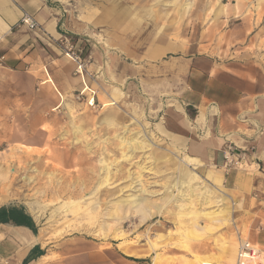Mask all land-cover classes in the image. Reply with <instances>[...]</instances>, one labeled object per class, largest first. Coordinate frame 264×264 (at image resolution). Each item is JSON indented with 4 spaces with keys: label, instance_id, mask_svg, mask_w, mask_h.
I'll return each mask as SVG.
<instances>
[{
    "label": "rangeland",
    "instance_id": "1",
    "mask_svg": "<svg viewBox=\"0 0 264 264\" xmlns=\"http://www.w3.org/2000/svg\"><path fill=\"white\" fill-rule=\"evenodd\" d=\"M117 1L142 23L144 43L135 58L121 43L120 14L109 11L103 23L93 24ZM46 3L59 19L57 29L61 35L55 42L62 56L67 51L78 56L96 80L91 88L97 91L100 84L103 92L99 90L91 99L89 94L76 90L61 103L45 105L34 115H30V102L23 99L24 94L13 92L8 115L0 116V195H6L3 201L23 205L36 219L37 233L43 231V247L49 253L42 259L43 264L59 259V254L49 252L48 244L69 240H87L97 248L115 249L130 264H241L240 247L248 241L260 251L255 264H264V188L259 199L243 198L226 188L222 196L205 166L191 160L170 136L180 135L165 124L170 116L167 110L175 103L170 100L176 95L171 84L156 85L150 80L148 85L145 78L140 80L143 89L138 90L129 71L133 63L146 71L165 54L168 59L178 53H207L220 60H247L264 75V0ZM24 14L35 22L31 14ZM121 16L128 19L124 13ZM75 19L89 22L96 36L71 31L69 24ZM20 23L24 24L22 18ZM162 39L172 46L153 54L152 47ZM180 42L181 46L176 47ZM91 51L96 60L89 57ZM66 58L72 74L77 75L74 62ZM99 62L107 70L105 80L95 76L100 71ZM39 88L37 84L33 93ZM157 98L169 100L156 103ZM197 114L194 112L189 119L191 134L199 139L211 138L212 122H207L205 116L193 124ZM252 128L256 126L249 122L244 128L239 126L237 133L241 137L260 134L259 129ZM126 141L139 148L126 149ZM225 151L236 155L228 163L230 167L258 173L256 165L250 168L244 162L247 149L231 143L223 154ZM11 167L18 168V177L31 176L28 186L20 178L11 182ZM221 169H228L225 162ZM131 197L137 198L139 205L118 202ZM208 212L213 214L204 215ZM124 244H133L131 248L144 256H129L122 250ZM246 264L252 263L248 260Z\"/></svg>",
    "mask_w": 264,
    "mask_h": 264
},
{
    "label": "crops",
    "instance_id": "2",
    "mask_svg": "<svg viewBox=\"0 0 264 264\" xmlns=\"http://www.w3.org/2000/svg\"><path fill=\"white\" fill-rule=\"evenodd\" d=\"M52 9L46 0H0V116L8 115L6 111L12 101L13 92L24 94L23 99L30 102L27 106L30 115H34V112L38 114L45 105L51 107L61 103L64 97L73 95V91L76 90L89 94L91 99H95L96 92H103L100 84L97 91L91 88L92 81H96L91 74L87 72L72 74L71 64L67 63L68 56H62L55 42L61 33L57 29L59 19L54 17ZM110 10L112 6L100 14L93 24L103 23ZM24 12L34 17L36 23L34 22L33 26L20 23ZM131 14L135 15L133 12ZM119 17L123 23L119 29L121 43L131 49L126 52L130 51L132 58H135L144 43L140 34L143 29L142 23L137 19L128 20L121 14ZM69 27L76 34H84L91 38L96 36L89 27V22L83 19L71 20ZM168 45L165 40H160V43L152 47L153 54L163 53L172 46L171 43ZM175 46H181V42ZM89 57L96 60V55L92 51L89 52ZM99 60L102 61L101 58ZM122 60L127 62L124 58ZM70 61L73 63L71 59ZM99 63L100 71L95 76L98 80H105L107 70L102 62ZM129 71L132 84L137 86L138 90L143 89L140 80L145 78L148 79V85L150 80L155 81L156 85L171 84L172 93L174 91L176 95L170 100H174L175 103L174 108L167 110L170 116L165 124L172 132L180 135L170 136L176 139L191 160L201 167L205 166L203 168L207 169L210 180L217 186L222 196H225L226 188L227 191L233 190L243 198L259 199L260 191L264 188L263 73H259L247 60L237 58L220 60L207 53L202 55L178 53L170 55L168 59L165 54L146 71L134 63ZM114 74L118 76L119 72ZM19 80H22V83ZM65 80L71 86L70 89L65 85L67 83ZM37 84L40 86L38 93H33ZM148 88H144L145 91H148ZM155 100L156 103L165 104L169 98ZM130 109L134 111L135 108ZM194 112L198 114L193 124L205 116L207 122H212L214 135L211 138L199 139L191 134L189 119ZM249 122L256 126L255 129L252 128L254 131L260 130V134L239 136L237 128L239 126L244 128ZM165 133L168 134L167 128ZM231 143L240 149L248 150L244 152V162L250 168L251 165H256L258 173L235 166L222 171L221 165L225 162L223 150ZM10 208L22 211L30 219L35 231L25 224H15L11 220L0 222V264H43L42 259L48 257L49 253H45L47 250L43 247L45 241L36 239L40 234L37 233L36 219L21 204L9 202L8 199L0 202V209L7 211ZM85 241L69 240L48 244L51 249L49 252L53 250L55 254H59V259H53L48 264H130L129 260L121 257L115 249L97 248ZM253 244L259 246L258 243ZM130 245L133 244L122 246L126 254L136 258L144 256Z\"/></svg>",
    "mask_w": 264,
    "mask_h": 264
},
{
    "label": "bare ground",
    "instance_id": "3",
    "mask_svg": "<svg viewBox=\"0 0 264 264\" xmlns=\"http://www.w3.org/2000/svg\"><path fill=\"white\" fill-rule=\"evenodd\" d=\"M124 6V5H123ZM121 4H119V3H114L113 4V7H112V10H110L112 13H114V12H117V15H119V14H122V13H124V14H126V16H127V18H128V20L129 19H131L130 17H132V19H135V18H133V16H132V14H129V13H126V9L123 7ZM78 25V24H77ZM65 55H67L73 62H74V65H75V67H74V71L76 72V74H80V73H82V72H87V70L86 69H84V67H83V65H81V64H79L78 62L77 63H75L76 61V58H75V56L74 55H72V53H69V52H66L65 53ZM80 96V94H78V97ZM75 97H77V95L75 96ZM121 142H125V140H123V139H121ZM135 143H141L140 141L139 142H136V141H134ZM126 143L128 144V145H126L125 146V148L126 149H129L130 151H134L135 149H137V147L139 148V146H135V145H133V143H131V141H126ZM19 158H21V157H19ZM181 161H183V159H180ZM104 165H103V170L104 171H107L108 170V167L105 165V163H103ZM237 164V163H236ZM12 168V167H11ZM10 168V171L8 172V177H9V179H11V182L12 183H15L16 182V180H19V178H20V180H22L23 181V184L25 185V187L26 186H28V183H29V181H30V179H31V176H29L28 174H24L25 176H22V177H18L17 176V174H18V168H12L11 169ZM25 171H26V167H22ZM225 168H228V166L226 165V162H225ZM12 170H13V172H12ZM20 173V172H19ZM26 173V172H25ZM106 177V176H105ZM105 183V179L104 180H102L101 181V183L99 184V186H101V185H103ZM180 184L182 185V184H184L182 181H180ZM179 184V185H180ZM177 186L178 188L180 187V186ZM81 191V190H80ZM75 194H76V192H75ZM5 197H6V195L5 194H2V196H0V202H2L4 199H5ZM137 198H135V197H131V198H126V199H120V200H118V202L121 204H125L126 202H128L129 204H131L132 206H134V207H136L137 205H139V203L137 202ZM145 201L147 202V203H150V202H148L147 201V199H145ZM143 202V201H142ZM29 208V207H28ZM90 208V207H89ZM118 208H119V206H118ZM117 209V208H116ZM115 209V210H116ZM32 211V210H31ZM158 211H160V208H158ZM118 212V211H117ZM177 213V212H176ZM181 213V212H180ZM213 213H211V212H208V213H204V215H207V216H210V215H212ZM195 215H198V213H196ZM120 237H121V235H120ZM36 239L37 240H39V241H43L44 239H43V231H41V233L38 235V236H36ZM36 241V240H35ZM256 247H254V249H255ZM257 250V251H256ZM259 252V253H258ZM240 256H242V258H241V260H242V262H241V264H246V262H248V260H250L251 261V263L252 264H255V263H257V262H255L256 260H257V257H259L260 256V251L256 248L255 249V251H254V253H252V254H248V253H246V252H244V253H242Z\"/></svg>",
    "mask_w": 264,
    "mask_h": 264
},
{
    "label": "trees",
    "instance_id": "4",
    "mask_svg": "<svg viewBox=\"0 0 264 264\" xmlns=\"http://www.w3.org/2000/svg\"><path fill=\"white\" fill-rule=\"evenodd\" d=\"M8 220H11L15 224H25L26 226L30 227L33 231H35L30 219L27 218V216L23 214V212L20 210H17L15 208H10L7 211L6 209H0V222H6ZM26 261L27 259L24 260V263H26Z\"/></svg>",
    "mask_w": 264,
    "mask_h": 264
},
{
    "label": "built area",
    "instance_id": "5",
    "mask_svg": "<svg viewBox=\"0 0 264 264\" xmlns=\"http://www.w3.org/2000/svg\"><path fill=\"white\" fill-rule=\"evenodd\" d=\"M22 21H23L24 23L28 24L29 26H33V25H34L33 20H32L27 14H24V15H23V17H22ZM67 52H69V51H67ZM72 55H74V53H72ZM74 56H75V58H76V60H75L76 62H75V63L78 62L79 64L83 65V64L81 63V61H80V58H79L78 56H76V55H74ZM234 156H235L234 154L232 155V154H230V153L227 152V151L224 152V159H225L226 165H227L228 167H230V165H229L228 163H231V162H232ZM244 242L249 243L250 246H248L247 243H246L245 245L241 246V247H240V253H239V256H240L242 253H244V252H246V253H248V254H252V253H254V251H255V249L251 247L252 244H251L250 242H248V241H244ZM256 251H257V250H256Z\"/></svg>",
    "mask_w": 264,
    "mask_h": 264
}]
</instances>
